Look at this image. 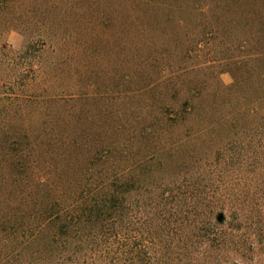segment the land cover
I'll return each instance as SVG.
<instances>
[{"label":"rangeland","instance_id":"rangeland-1","mask_svg":"<svg viewBox=\"0 0 264 264\" xmlns=\"http://www.w3.org/2000/svg\"><path fill=\"white\" fill-rule=\"evenodd\" d=\"M105 1L0 0V173L16 180L3 190L30 198L38 177L80 190L113 143L120 201L97 264H264V107L241 106L252 79L219 90L247 50L206 15L117 28ZM163 67L205 112L149 124ZM245 200L262 220H240Z\"/></svg>","mask_w":264,"mask_h":264},{"label":"trees","instance_id":"trees-1","mask_svg":"<svg viewBox=\"0 0 264 264\" xmlns=\"http://www.w3.org/2000/svg\"><path fill=\"white\" fill-rule=\"evenodd\" d=\"M108 1L98 17L101 22H117V28L129 23L132 28L157 29L168 16L179 17L178 27H182L185 16L222 19L224 22L216 26L228 31L232 41L237 40L240 49L245 48L248 54L230 59L227 66H231L228 71L233 83L227 88L220 85L219 90L241 91L242 85L252 79L251 94L246 91L241 106L245 107L244 112L264 107V0ZM211 31L215 32L213 28ZM162 70L163 76L146 88L153 91L150 100L154 99L158 106L153 108L158 111L150 115L149 124L180 125L188 115L192 118L206 111L202 94L193 95L190 86L181 82L180 73L166 67ZM113 148V143L107 142L97 147V175L93 179L89 171L80 190L67 192L53 187L52 180L38 177L34 189L28 192L30 198L20 199L3 190L7 183H15L13 174L0 173V264H97V259L101 262L97 239L112 227L120 201L116 190L119 178L113 173ZM127 181L121 183L125 185ZM242 202L240 220H262L261 212L249 200ZM219 213L225 221L224 211ZM106 249L109 254L110 247Z\"/></svg>","mask_w":264,"mask_h":264},{"label":"water","instance_id":"water-1","mask_svg":"<svg viewBox=\"0 0 264 264\" xmlns=\"http://www.w3.org/2000/svg\"><path fill=\"white\" fill-rule=\"evenodd\" d=\"M222 219H221V216H218V221L220 222Z\"/></svg>","mask_w":264,"mask_h":264}]
</instances>
